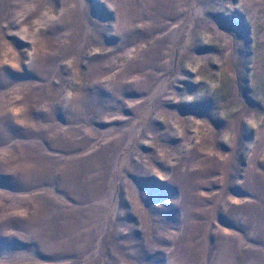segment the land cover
Segmentation results:
<instances>
[{"label": "rangeland", "instance_id": "rangeland-1", "mask_svg": "<svg viewBox=\"0 0 264 264\" xmlns=\"http://www.w3.org/2000/svg\"><path fill=\"white\" fill-rule=\"evenodd\" d=\"M0 264H264V0H0Z\"/></svg>", "mask_w": 264, "mask_h": 264}]
</instances>
